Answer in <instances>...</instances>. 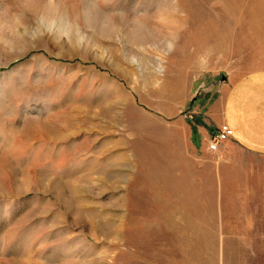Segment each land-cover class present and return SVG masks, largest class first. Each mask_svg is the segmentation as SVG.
<instances>
[{"label":"rangeland","instance_id":"obj_1","mask_svg":"<svg viewBox=\"0 0 264 264\" xmlns=\"http://www.w3.org/2000/svg\"><path fill=\"white\" fill-rule=\"evenodd\" d=\"M8 1L0 264H180L163 156L228 77L264 67V0H49L35 17Z\"/></svg>","mask_w":264,"mask_h":264},{"label":"crops","instance_id":"obj_2","mask_svg":"<svg viewBox=\"0 0 264 264\" xmlns=\"http://www.w3.org/2000/svg\"><path fill=\"white\" fill-rule=\"evenodd\" d=\"M203 112L189 147L177 146L174 134L162 161L172 160L165 187L175 256L180 264H264V67L228 77ZM223 126L234 136L209 150ZM158 174L169 179L170 169Z\"/></svg>","mask_w":264,"mask_h":264},{"label":"bare ground","instance_id":"obj_3","mask_svg":"<svg viewBox=\"0 0 264 264\" xmlns=\"http://www.w3.org/2000/svg\"><path fill=\"white\" fill-rule=\"evenodd\" d=\"M11 1H12V3H11ZM49 1V0H48ZM46 2V0H9L7 3H10V4H12L13 6H14V4L16 5V7H19V8H22V9H26V12L28 11H30L31 12V16L32 17H35V16H37L41 11H44V12H48V3H50V1L49 2ZM6 2V1H5ZM54 3H55V1H53ZM60 2V1H59ZM58 2V3H59ZM54 3H52L51 2V4H54ZM57 3V4H58ZM63 3V2H62ZM62 3H61V5H62ZM85 3H86V1H85ZM90 3H91V1H90ZM10 4H8L9 6H11ZM56 4V3H55ZM79 4H81V2H79ZM87 4V3H86ZM89 5V4H88ZM87 5V6H88ZM112 6H120V7H125V5L127 6V4H124L122 1H121V3L118 1V2H113L112 4H111ZM54 6V5H53ZM57 6V5H56ZM62 7H64V5L62 6ZM99 7V6H98ZM14 8H15V6H14ZM107 8H109V7H107ZM16 9V8H15ZM53 9V8H52ZM63 9V8H62ZM95 9V8H94ZM20 10V9H19ZM54 10V9H53ZM56 10V9H55ZM65 10V9H64ZM93 10V9H92ZM99 10H100V8H99ZM103 10H108V9H104L103 8ZM103 10H102V12H103ZM111 10V9H110ZM109 10V11H110ZM59 11V10H58ZM70 11V10H69ZM72 11V10H71ZM70 11V12H71ZM88 11V10H87ZM109 11H107V12H109ZM11 12H13L12 10H11ZM23 12H25V11H23ZM50 12V11H49ZM63 13H65V11H62ZM73 12V11H72ZM100 12V13H98V15L97 16H94V18H96V21L97 22H99L100 24H102L103 26H105L106 24H109V22L110 21H112L110 18V14L109 15H106V13L107 12ZM146 12V11H145ZM17 13V12H16ZM18 13H20V12H18ZM58 13V12H57ZM84 13V12H83ZM86 13V12H85ZM28 14V13H27ZM48 14V13H47ZM55 14V12L53 13V15ZM72 14V13H71ZM112 14V13H111ZM14 15V14H13ZM17 15V14H16ZM15 15V16H16ZM57 15V14H56ZM74 15H75V13H74ZM134 15V14H133ZM138 15V14H137ZM174 15V14H173ZM30 16V15H29ZM50 16V15H49ZM63 16V15H62ZM154 16H156V15H154ZM176 16V15H175ZM44 17V16H43ZM64 17V16H63ZM157 17V16H156ZM155 17V18H156ZM177 17V16H176ZM9 18V17H8ZM50 18H53V17H50ZM158 18V17H157ZM7 19V18H6ZM12 19V18H11ZM33 19V18H32ZM49 19V18H48ZM127 19H131V18H128L127 17ZM14 20V19H13ZM19 20H21V19H19ZM41 20H44V19H41ZM152 20H154V19H152ZM171 20V19H170ZM8 21H10V20H8ZM125 20L124 19H119V22H124ZM164 21V20H163ZM141 22V21H140ZM167 22V21H166ZM168 22H170V21H168ZM19 23V22H18ZM173 23V22H172ZM7 24V23H6ZM10 24V23H9ZM21 24V23H20ZM170 24V23H169ZM16 25V24H15ZM87 25V24H86ZM145 25V24H144ZM170 25H173V24H170ZM17 26V25H16ZM114 26V25H113ZM112 26V27H113ZM147 27V26H146ZM121 28V27H120ZM136 29V28H135ZM112 30V29H111ZM15 31V30H14ZM94 31H95V29H94ZM22 32L23 31H21V34H22ZM29 32V31H28ZM98 32H100V31H98ZM112 32V31H111ZM97 33V32H96ZM156 33V32H155ZM12 34V33H11ZM108 34V33H107ZM121 34V33H120ZM134 34V33H133ZM104 35V34H103ZM22 36V35H21ZM101 36H102V33H101ZM99 37V36H98ZM100 38V37H99ZM103 38V37H102ZM129 39V38H128ZM32 40V39H31ZM36 40V39H35ZM157 40V39H156ZM23 42V41H22ZM154 42V41H153ZM153 42H152V44H153ZM24 43V42H23ZM16 44H18V43H16ZM27 44V43H26ZM106 44V43H105ZM133 44V43H132ZM146 44V43H145ZM30 45V44H29ZM118 45V44H117ZM28 46V45H27ZM127 48V47H126ZM120 49V48H119ZM131 50V49H130ZM131 52V51H130ZM143 56V55H142ZM20 57V56H19Z\"/></svg>","mask_w":264,"mask_h":264},{"label":"built area","instance_id":"obj_4","mask_svg":"<svg viewBox=\"0 0 264 264\" xmlns=\"http://www.w3.org/2000/svg\"><path fill=\"white\" fill-rule=\"evenodd\" d=\"M233 136V130L228 126H223L222 128H220L219 132L210 139L209 150L217 151V149L223 142L232 138Z\"/></svg>","mask_w":264,"mask_h":264}]
</instances>
